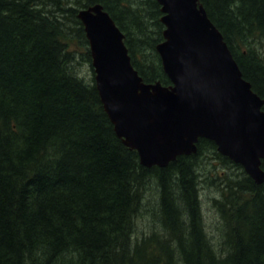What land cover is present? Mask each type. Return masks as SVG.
Masks as SVG:
<instances>
[{
  "label": "trees",
  "instance_id": "obj_1",
  "mask_svg": "<svg viewBox=\"0 0 264 264\" xmlns=\"http://www.w3.org/2000/svg\"><path fill=\"white\" fill-rule=\"evenodd\" d=\"M200 2L264 99V0ZM97 3L124 32L143 79L172 83L157 51L158 0H0V264H264V182L243 170L221 181L224 199H212L227 223L219 250L204 226L196 168L210 154L241 164L201 138L196 153L146 166L118 135L78 18ZM78 58L91 63V77L75 69ZM150 179L167 239L137 238L131 257Z\"/></svg>",
  "mask_w": 264,
  "mask_h": 264
},
{
  "label": "water",
  "instance_id": "obj_2",
  "mask_svg": "<svg viewBox=\"0 0 264 264\" xmlns=\"http://www.w3.org/2000/svg\"><path fill=\"white\" fill-rule=\"evenodd\" d=\"M166 25L157 45L172 84L148 83L134 67L125 34L104 5L78 12L104 108L146 166L197 151L200 138L264 182V99L244 76L200 0H158Z\"/></svg>",
  "mask_w": 264,
  "mask_h": 264
},
{
  "label": "rangeland",
  "instance_id": "obj_3",
  "mask_svg": "<svg viewBox=\"0 0 264 264\" xmlns=\"http://www.w3.org/2000/svg\"><path fill=\"white\" fill-rule=\"evenodd\" d=\"M80 7L79 9H82ZM75 69H79L80 75L87 74L88 76L93 75V70L91 63L89 61H85L82 58H78L75 62ZM204 160L201 161V166L196 169H201L203 181L201 183L200 189V200L202 205V213L204 218V226L206 231L208 232L209 238H212V244L216 246L219 250L225 244V232L227 231V223L222 219L221 212L219 211L218 206L215 205L213 198L224 199L223 195L226 193L223 188V182H221L224 178L225 184H230L232 178L237 179L239 177H243V172H246L245 168L241 164L240 169L238 166L234 164H225V161L219 158H214L212 154L205 155ZM205 163V164H203ZM247 173V172H246ZM248 174V173H247ZM212 176L213 178H217L218 181L212 187V183L208 181V179ZM230 176V177H229ZM205 179L207 181H205ZM154 179H150L147 183V187L153 188L151 191H147L144 194V205L141 209V215L137 216L134 221L133 234L131 238V257L133 256V248L136 244H139L137 238L141 239L144 236L149 235L151 232L158 236V239H167L166 234H164L161 230V225L157 222L159 220V207L157 204V190ZM145 257V256H144Z\"/></svg>",
  "mask_w": 264,
  "mask_h": 264
}]
</instances>
